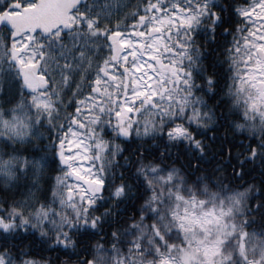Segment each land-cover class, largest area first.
Returning a JSON list of instances; mask_svg holds the SVG:
<instances>
[{
  "label": "snow or ice",
  "instance_id": "snow-or-ice-1",
  "mask_svg": "<svg viewBox=\"0 0 264 264\" xmlns=\"http://www.w3.org/2000/svg\"><path fill=\"white\" fill-rule=\"evenodd\" d=\"M0 264H264V0H0Z\"/></svg>",
  "mask_w": 264,
  "mask_h": 264
}]
</instances>
